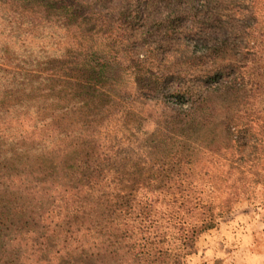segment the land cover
Returning <instances> with one entry per match:
<instances>
[{
    "label": "rangeland",
    "instance_id": "1",
    "mask_svg": "<svg viewBox=\"0 0 264 264\" xmlns=\"http://www.w3.org/2000/svg\"><path fill=\"white\" fill-rule=\"evenodd\" d=\"M14 156L42 174L0 166V200L42 246L50 220L102 218L96 170L137 200L178 188L190 202L174 209L222 211L188 264H264V0H0V159Z\"/></svg>",
    "mask_w": 264,
    "mask_h": 264
},
{
    "label": "trees",
    "instance_id": "2",
    "mask_svg": "<svg viewBox=\"0 0 264 264\" xmlns=\"http://www.w3.org/2000/svg\"><path fill=\"white\" fill-rule=\"evenodd\" d=\"M186 118L194 121V113L186 114ZM0 160V166L8 175H16L14 170L22 165L31 166L26 171L29 175L42 174L35 160L25 162L19 156ZM81 172L72 170L69 180L79 184ZM94 173L96 176L89 177L87 185L89 192L94 188L101 193L102 218L83 221L84 214L76 208L72 213L76 221L56 224L50 220L45 228L57 236L54 239L43 237L45 246L39 244L35 227L27 228L22 222L24 212L7 209L13 198L0 200V264H188V258L198 252L197 238L214 228L222 213L198 205L174 209L171 203L177 200L190 202L189 194H183L178 188L164 193L151 192V197L137 200L132 190H117L118 187L112 185L115 181L103 176L102 171ZM173 181L166 183H178V180ZM74 191L83 201L80 195L84 191L81 188ZM159 200L164 204L161 217L156 209ZM3 203H7V207ZM86 205L92 206L87 197ZM50 250L53 251L49 254Z\"/></svg>",
    "mask_w": 264,
    "mask_h": 264
}]
</instances>
